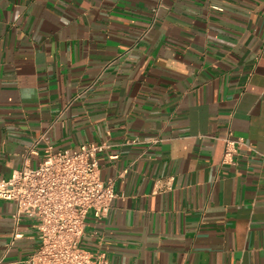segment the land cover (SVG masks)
I'll return each instance as SVG.
<instances>
[{
    "label": "crops",
    "instance_id": "0c3cea01",
    "mask_svg": "<svg viewBox=\"0 0 264 264\" xmlns=\"http://www.w3.org/2000/svg\"><path fill=\"white\" fill-rule=\"evenodd\" d=\"M227 138L244 140L233 165ZM101 143L117 198L86 249L264 264V0H0V181ZM16 213L0 200V264L40 246Z\"/></svg>",
    "mask_w": 264,
    "mask_h": 264
},
{
    "label": "built area",
    "instance_id": "2783aa9c",
    "mask_svg": "<svg viewBox=\"0 0 264 264\" xmlns=\"http://www.w3.org/2000/svg\"><path fill=\"white\" fill-rule=\"evenodd\" d=\"M148 142L155 146L160 139ZM224 142L223 164L233 165L244 140L227 138ZM109 149L107 143L83 145L74 152L55 153L49 147L38 167L25 165L0 181V200L17 205L16 223L23 218L36 221L40 246L23 264H110L106 253L84 246L89 217L96 223L103 221L117 198L116 182L101 178L100 155ZM109 158L116 161L120 156ZM22 237L15 235L16 240Z\"/></svg>",
    "mask_w": 264,
    "mask_h": 264
}]
</instances>
